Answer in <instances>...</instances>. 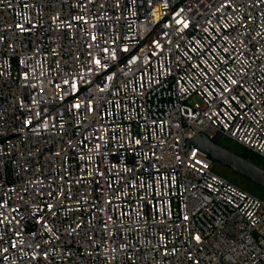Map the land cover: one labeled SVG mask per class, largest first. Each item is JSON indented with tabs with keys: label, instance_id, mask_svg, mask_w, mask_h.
Instances as JSON below:
<instances>
[{
	"label": "built area",
	"instance_id": "2783aa9c",
	"mask_svg": "<svg viewBox=\"0 0 264 264\" xmlns=\"http://www.w3.org/2000/svg\"><path fill=\"white\" fill-rule=\"evenodd\" d=\"M198 134L264 160V0H0V264H264Z\"/></svg>",
	"mask_w": 264,
	"mask_h": 264
},
{
	"label": "water",
	"instance_id": "95a60500",
	"mask_svg": "<svg viewBox=\"0 0 264 264\" xmlns=\"http://www.w3.org/2000/svg\"><path fill=\"white\" fill-rule=\"evenodd\" d=\"M191 145L199 149L216 165H220L264 189V170L241 155L225 149L204 134L196 135L191 140Z\"/></svg>",
	"mask_w": 264,
	"mask_h": 264
},
{
	"label": "rangeland",
	"instance_id": "374dc122",
	"mask_svg": "<svg viewBox=\"0 0 264 264\" xmlns=\"http://www.w3.org/2000/svg\"><path fill=\"white\" fill-rule=\"evenodd\" d=\"M218 144L220 146L224 147L225 149H227L233 153H236L238 155H241L244 152L243 148H241L235 142H233L227 138L221 139ZM254 164L264 170V160L262 158L256 156V158L254 160ZM215 172L221 178L227 180L231 184L237 186L238 188L246 191L250 195H252V196H254V197H256V198H258L264 202V189H262L261 187L247 181L246 179L236 175L232 171H230V170H228V169H226L220 165L215 166Z\"/></svg>",
	"mask_w": 264,
	"mask_h": 264
},
{
	"label": "trees",
	"instance_id": "16d2710c",
	"mask_svg": "<svg viewBox=\"0 0 264 264\" xmlns=\"http://www.w3.org/2000/svg\"><path fill=\"white\" fill-rule=\"evenodd\" d=\"M241 156L244 159L249 160L250 162H252L254 164V160L256 158V155L252 154L251 152L244 150V152L241 154Z\"/></svg>",
	"mask_w": 264,
	"mask_h": 264
},
{
	"label": "snow or ice",
	"instance_id": "6c2138e0",
	"mask_svg": "<svg viewBox=\"0 0 264 264\" xmlns=\"http://www.w3.org/2000/svg\"><path fill=\"white\" fill-rule=\"evenodd\" d=\"M198 239V238H197Z\"/></svg>",
	"mask_w": 264,
	"mask_h": 264
}]
</instances>
